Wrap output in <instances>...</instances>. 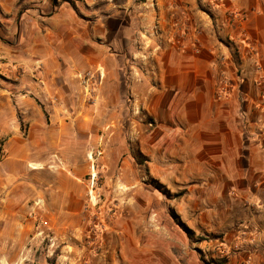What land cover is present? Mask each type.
Returning a JSON list of instances; mask_svg holds the SVG:
<instances>
[{
  "label": "rangeland",
  "instance_id": "374dc122",
  "mask_svg": "<svg viewBox=\"0 0 264 264\" xmlns=\"http://www.w3.org/2000/svg\"><path fill=\"white\" fill-rule=\"evenodd\" d=\"M57 1L42 5L43 0H0V40L12 45L16 37L10 34L14 24L10 31L3 19L37 14L38 8L48 13L67 6L81 23L94 24L100 15L109 13L100 12L108 4L128 7V13L144 19L139 22V42L128 63L134 90L128 102L130 118L126 129H69L67 135L64 130L63 137H68L64 142L27 151L23 177L13 184L7 180L11 187L6 192L21 198L23 213L11 215L9 225L0 222V264H110L137 246L143 248L141 242L163 249L164 239L198 264H226L239 253L247 255L242 264H264V129H255L260 132L256 141L261 143L262 171L252 176L255 180L243 191L241 149L236 152L232 145L226 149L216 145L208 152V163L198 169L190 159L177 154L174 135L154 129V116L140 94V84H151L157 78L159 52L168 44L185 43V47L193 43L199 50V38L206 37L216 45L218 62L230 61L231 52L234 55L237 49L231 31L238 29L241 37L249 40L242 36L243 25L254 13H264V0L261 7L251 0H241V6L234 0ZM178 26L179 32L175 31ZM174 33L180 34L182 43L174 39ZM36 69L35 79L44 90L37 93L39 99L62 105L60 95L49 94L44 88L41 62L36 63ZM79 71L73 100L82 118L88 109L96 110L92 105L97 102L104 76L92 67ZM240 71L236 78H241ZM25 73L18 66L12 77L1 72L0 81L17 84ZM220 78L223 83L226 79L227 86V74L221 73ZM222 130L225 134L226 129ZM22 131L28 133V129ZM55 136L60 138V133ZM233 137L230 133V140ZM247 139L255 137L247 134ZM222 158L225 164L220 165ZM167 169L180 179L185 175L187 180L161 181ZM255 234L259 239L256 243ZM240 235L249 237L251 244L237 241Z\"/></svg>",
  "mask_w": 264,
  "mask_h": 264
},
{
  "label": "crops",
  "instance_id": "0c3cea01",
  "mask_svg": "<svg viewBox=\"0 0 264 264\" xmlns=\"http://www.w3.org/2000/svg\"><path fill=\"white\" fill-rule=\"evenodd\" d=\"M234 1L241 6V0ZM261 1L251 0L250 3L261 7ZM47 2L43 0L42 5ZM37 10V14L30 12L21 19L15 15L13 20H2L10 31L14 26L10 34L16 37L12 45L0 40V73L12 77L18 66L26 72L17 84L0 81V222L4 220L3 224L11 215L23 213L19 204L21 198H16L15 194L10 196L11 191L6 192V188L23 177L27 151L64 142L68 139L63 137L64 130L67 135L69 129H126L130 118L128 102L134 94L128 63L139 42L137 33L142 25L139 22L144 19L128 13V7L116 4H108L106 9L100 10L109 13L100 15L93 25L81 23L67 6L48 13ZM243 28L242 36L249 40L242 38L238 29L231 31L230 38H235L237 43V54L234 56L231 52V60L223 64L217 60L216 45L206 37L199 38V50L193 43L185 47V43L168 44L159 52L157 78L151 84H140V94L154 116V129L174 135L173 142L179 147L177 154L190 159L198 169L208 163V152L216 145L220 149L232 145L236 152L241 149V189L244 191L255 180L252 176L262 171L259 161L262 148L256 140L260 134L257 130L264 129V13H254ZM175 31L179 32V26ZM174 34L177 36L174 39L182 43L180 34ZM37 62L43 65L44 88L49 94L60 95L62 105H52L37 96L44 91L35 79ZM91 67L101 71L104 78L97 102L92 105L96 110L88 109L84 114L82 110L80 118L81 112L77 111V102L73 100L78 86L76 75L79 70ZM238 69H241V78L235 76ZM221 73L227 74V86H224L226 79L223 83L220 78ZM22 129H28V133ZM54 129L60 131L55 133ZM222 129H226L225 134ZM58 133L60 138H55ZM216 133L219 135L214 136ZM230 133L234 135L232 140ZM247 134L255 139L247 141ZM223 164L222 158L220 165ZM165 173L160 177L163 182L174 178L187 180L185 175L180 179L169 169ZM190 177L193 179L194 175ZM7 180L13 182L10 184ZM183 211L180 209L181 213ZM240 236L241 240L237 237V241L251 244L249 237ZM253 240L259 241L258 235ZM163 242L165 248L158 250L141 242L143 248L137 246L138 249L129 251L122 260L110 264H198L194 257L182 256L170 240ZM246 256L235 254L226 264H242ZM4 258L8 261V257Z\"/></svg>",
  "mask_w": 264,
  "mask_h": 264
},
{
  "label": "built area",
  "instance_id": "2783aa9c",
  "mask_svg": "<svg viewBox=\"0 0 264 264\" xmlns=\"http://www.w3.org/2000/svg\"><path fill=\"white\" fill-rule=\"evenodd\" d=\"M84 75H85V74H84ZM88 76H90V74H88ZM84 79H85V78H84ZM84 79H83V80H84ZM235 248H236V249H239V245H236ZM226 253L229 254L230 251H226Z\"/></svg>",
  "mask_w": 264,
  "mask_h": 264
},
{
  "label": "bare ground",
  "instance_id": "6f19581e",
  "mask_svg": "<svg viewBox=\"0 0 264 264\" xmlns=\"http://www.w3.org/2000/svg\"><path fill=\"white\" fill-rule=\"evenodd\" d=\"M90 157H92V158H93V156H92V155H90ZM31 166H32L33 168H38L36 164H32Z\"/></svg>",
  "mask_w": 264,
  "mask_h": 264
},
{
  "label": "trees",
  "instance_id": "16d2710c",
  "mask_svg": "<svg viewBox=\"0 0 264 264\" xmlns=\"http://www.w3.org/2000/svg\"><path fill=\"white\" fill-rule=\"evenodd\" d=\"M52 2L56 4L58 1H57V0H52ZM223 262H224V261H223Z\"/></svg>",
  "mask_w": 264,
  "mask_h": 264
}]
</instances>
